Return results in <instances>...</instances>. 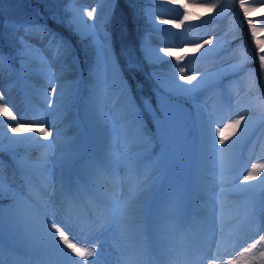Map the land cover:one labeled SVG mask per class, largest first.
<instances>
[{
	"label": "rangeland",
	"instance_id": "374dc122",
	"mask_svg": "<svg viewBox=\"0 0 264 264\" xmlns=\"http://www.w3.org/2000/svg\"><path fill=\"white\" fill-rule=\"evenodd\" d=\"M38 1L42 5L41 10H36L25 0H0V46L7 43L9 33L16 29L20 30V40L33 46L30 49L31 60L22 56L19 60L12 58V70L7 63L11 56L0 47V52L6 57L0 74L4 77L0 79V86H5L0 93L6 95L4 102L12 105L10 108L17 116L16 122L0 116V140L3 142L0 152L7 155L6 158L0 156V175L6 187L0 199L5 223L0 236V262L73 264L79 259L58 243V237L54 240L43 230L39 220L44 212L55 214L73 242L95 249L97 255L89 257L88 261L96 264L121 263L118 260L120 235L125 227L131 229L135 226L138 238V229L147 231L150 240L142 242L140 247L150 243L155 245L153 249L166 254L180 253L182 259L189 258L187 264H203L194 257L203 247L220 251V264H226L238 257L237 241L242 234V246L264 235V231L257 228V219L264 214V172H260L254 182L245 184L247 182L244 181L253 163L264 164V149H260L264 147V132H259L256 138L252 133L261 127L264 131V100L253 96L250 90L254 78H258L260 63L238 0H196L197 3H219L222 15L213 23L187 22L194 28L187 31L184 25L175 29L171 24L161 22L168 19L179 22L182 18V10L178 6L161 0L163 5L147 8L152 30L146 33L142 53H137L129 42L120 38L123 25L118 22L115 26L118 37L116 51L124 77L114 58L110 33L104 27L112 23L116 0L115 3L77 0L74 4L65 0L67 10L76 8L86 13L96 9L93 18L85 14L83 19L88 25L99 19L103 27L88 37L97 39L111 54L107 62L96 61L90 67L81 93L80 79H84L83 74L88 67L83 62L86 69L83 65L81 69L76 56L77 52L79 55L82 52L81 40L85 36L74 24L72 29L66 28V22L56 10L57 0ZM261 2L249 0L250 5ZM200 15L207 21L216 13ZM46 17L52 19L61 29V34L73 43H68L50 29ZM253 19L258 27H264V9L255 12ZM53 36L62 41L63 47L59 52L49 44ZM209 37L214 40L211 54L205 55V49L200 53L182 51L188 47L187 44L191 47ZM161 48L176 51L183 59L178 64L175 57L160 52ZM245 50L251 54V63L254 64L251 67L246 63L240 64ZM149 52L162 59L155 61L156 64L146 58ZM25 60L28 61V71L22 75L21 63ZM147 63H155V67L147 69ZM188 64L193 65V69L198 68L196 71L201 72L202 77L192 84L180 80L184 88L199 87L187 96L171 97L180 109L183 148L162 167L165 149L156 139V125L152 116L144 111V104L150 100L152 106L157 107L158 97L162 94L158 92L159 84L170 82L173 76L178 79L180 66L185 67V75H192V71L190 73L186 68ZM135 72L145 82L143 89L136 83ZM73 81L77 88L68 97L67 106L54 111L58 97L50 93L53 89L59 92L61 85H65L67 94V85ZM105 99L107 103H104ZM97 103L101 114L97 113ZM112 103L117 111H114ZM219 113L227 119L220 120L221 115L217 118ZM240 115L246 117L247 135L251 141L243 150L241 162H234L233 166L237 167L230 177H224L231 170L234 155L247 135L235 145L232 144L235 137L226 141L232 152L228 163L222 165L218 158L220 151L215 149L223 146L219 145L217 136L214 149L211 133L220 124ZM134 117L144 121L147 131L151 129L152 143L135 136L134 130L128 131ZM13 123H20L19 129L25 130L15 136L8 131V126ZM40 126L52 133L48 139L40 138L39 133L29 132V128ZM10 138H29V144L13 145ZM153 145H159L154 158L151 157ZM253 145L257 148L252 157ZM69 152L74 153V158L70 164H65L61 157ZM135 153L141 155L129 168L124 158ZM169 164L172 170L164 177ZM125 175L130 181L124 184L128 189L122 183ZM122 201H129L128 204L135 202V215L121 214L118 203ZM53 203L57 208L54 211ZM217 203L222 205L220 212ZM241 220L243 222L239 223ZM228 222L234 223L232 228ZM10 223L13 225L11 229ZM101 224L102 228L94 227ZM135 242L138 244L139 240ZM258 247L264 249V245Z\"/></svg>",
	"mask_w": 264,
	"mask_h": 264
},
{
	"label": "snow or ice",
	"instance_id": "6c2138e0",
	"mask_svg": "<svg viewBox=\"0 0 264 264\" xmlns=\"http://www.w3.org/2000/svg\"><path fill=\"white\" fill-rule=\"evenodd\" d=\"M77 0H68L69 4L76 3ZM103 2V0H102ZM108 3H115V0H107ZM167 3L170 5L178 6L179 10H182L180 15L182 16L179 19V22H174L173 20H163L161 21L164 24H171L172 28L180 29L185 22L190 21H203L205 24L213 23L218 17L222 15L221 5L219 3H190L189 0H167ZM239 8L242 11L243 17L247 23L248 29L250 31L251 38L255 45V50L258 53V59L261 69H264V27H258L257 23L253 19V14L259 9H264V0L259 5H250L249 0H238ZM72 12V17L70 23L74 24L78 31L82 33L83 36L95 35V33L103 27V23L97 19L96 23L88 25L83 17L86 14L87 17L93 18L96 9L93 8L91 11L86 13L82 9L71 8L69 9ZM146 14H147V10ZM200 13L205 14L206 16H211V14L216 13L215 16H212L211 20L205 21ZM106 22V21H105ZM99 25V28H98ZM93 46L97 48V62L101 60L107 62L110 58V53L105 49L104 45L101 44L97 39H93ZM214 40L212 37L204 39L202 42L195 43L191 47H184L182 51L188 53L189 51L193 53H200L202 49H205V55L211 54L213 49ZM49 44L59 50L63 47L62 41H57L53 36ZM23 50L18 54L22 57H27L29 60L32 59V53L30 51L31 47L26 42L22 40ZM65 54L67 49H64ZM160 52L168 57H175L177 63L179 64L180 60L183 57L179 56L176 51L169 50L168 48H161ZM146 58L155 61H159L162 58L158 55L147 53ZM251 54L245 50L240 64H245L250 62ZM6 62L5 55L0 52V74H2L4 65ZM7 63L9 69L12 70V57L7 58ZM22 75H26L28 71V61H22L21 63ZM95 71V66L92 70ZM179 77L178 79L173 76L171 81L168 83H160L158 92L162 93L158 97L157 107H153L150 100H147L144 104V111L148 112L152 116L154 123L156 125V139L164 146V153L161 158L162 167L166 166V163L169 159L177 155L183 148L181 136H182V127L180 121V109L178 105H175L171 97L176 96H187L188 94L193 93L199 85H195L192 88H184L183 85L179 83L180 80L187 81L188 84H192V81L197 80L196 75H185V67H178ZM68 93H65V85H61L59 92L56 89L52 90V93L57 95V108L54 111L59 110L60 107H66L68 104V97L73 95L77 84L75 81L70 82L67 85ZM5 101V96L3 93H0V116L6 117L8 121L16 122L17 116L13 113L11 108ZM51 107V103H49ZM97 113L101 114L99 104L97 103ZM246 117L240 115L239 118L231 119L227 123L220 124L215 128V131L211 133L213 139V147L215 149L216 140L215 137H219V145L223 146L220 149H215L217 151L223 152L224 148L229 147L226 144V141L232 140L235 137V140H232V144L235 145L237 141H240L247 135V125L245 124ZM22 125L20 123H13L8 126V131L11 133H17L19 128ZM135 136L145 139L148 143H152V134L149 133L145 127L144 121L139 117H134L131 122V128L128 131H133ZM29 132L39 133V137L43 139H48L52 134L45 127H33L29 128ZM59 135V133H57ZM128 133L126 132V139H128ZM10 144L13 145H28L29 138L25 139H11L9 140ZM47 147V145H44ZM127 147V145H126ZM3 150V142L0 140V151ZM140 153H135L132 155H126L124 158V163L132 168L136 159L140 156ZM74 158V153H65L62 154V161L65 164H70ZM260 172H264V164L262 163H253L250 170L247 172V175L244 176V181L249 182L257 178ZM264 183V181H262ZM6 190L3 176L0 175V199L3 198L4 192ZM11 191V189H8ZM135 202L133 204H126L123 209H121V214L123 216L131 217L135 215ZM49 216L51 217L49 219ZM43 230L51 236L54 240L58 237V243L63 244L71 254L79 258L76 261H73V264H96L95 261H88L89 257L97 255L95 249H89L82 247L80 244L73 242L70 239V233L67 232L64 224L60 222L54 213H49L45 216L42 222ZM13 225L10 223L9 228L11 229ZM94 227L102 228L103 225H94ZM5 228L3 209L0 208V236H2ZM257 228L259 231H264V214H262L257 219ZM264 245V235H260L258 239L254 242H249L247 246H242L237 242L238 257L236 259L228 260L226 264H264V249H260L258 246ZM258 251V255L256 252ZM2 264V262H0ZM208 264H218V258L209 259Z\"/></svg>",
	"mask_w": 264,
	"mask_h": 264
},
{
	"label": "trees",
	"instance_id": "16d2710c",
	"mask_svg": "<svg viewBox=\"0 0 264 264\" xmlns=\"http://www.w3.org/2000/svg\"><path fill=\"white\" fill-rule=\"evenodd\" d=\"M27 3H29L31 6H33L36 10H41L40 2L38 0H25ZM56 10L61 16V19L66 22L71 28L72 23H70L72 12L66 9L65 0H57ZM153 0H116L115 8H114V15L112 19V23H109L106 25L107 30L110 33L111 36V43L113 50H115L116 53V44L118 37H116V24L118 22H121L123 25L122 33H120V38L123 41L129 42L130 46L133 48L140 49L144 45V34L147 31L149 27V19L147 18L145 14L146 8L152 4ZM46 13V12H45ZM47 18V24L50 26V28L53 31H56L59 35L65 37V39L69 43H73V41L68 38L67 36H64V34H61V29L59 26L54 23L52 19L49 17ZM121 18V19H118ZM9 40L7 43L4 44L3 49L5 54L7 55H15L19 56V52L22 51V46L20 43H18L15 39L16 36L11 33L9 35ZM82 44V52L80 53L79 57L85 60V65L87 67H91L92 64L95 62V55L96 50L93 46L92 39L88 36L84 37V39L81 40ZM77 48V47H76ZM84 49V50H83ZM78 51V48H77ZM84 54V56L82 55ZM254 65V64H253ZM151 67V65H150ZM259 75L258 78L255 79V88H260L261 80L264 78V70L261 69L258 71ZM88 73V71H87ZM134 76L136 78V83L140 85V87L143 89L145 87V82L142 78V76L135 72ZM264 89L257 91V94L261 97H263Z\"/></svg>",
	"mask_w": 264,
	"mask_h": 264
},
{
	"label": "bare ground",
	"instance_id": "6f19581e",
	"mask_svg": "<svg viewBox=\"0 0 264 264\" xmlns=\"http://www.w3.org/2000/svg\"><path fill=\"white\" fill-rule=\"evenodd\" d=\"M190 3H197L196 0H189ZM192 26V24H191ZM184 27L186 28V31L187 30H192L194 28H191L190 27V24H188L187 22H185L184 24ZM193 27V26H192ZM190 38L192 39L193 37L191 36L190 34ZM185 40H190V39H185ZM188 47H190V44H187ZM193 65L191 64H188L187 65V70L189 69L190 73L192 71V75H196V73H198L197 76V79H199L200 77H202L201 75V72L199 71H196L198 68H194L192 67ZM4 77L0 76V79H3ZM196 81V80H194ZM5 85H1L0 86V90L4 87ZM6 96V95H4ZM20 104L23 105L22 101H20ZM104 103H107L106 99L104 100ZM113 104V103H112ZM8 105L9 107L12 106L9 104L8 102ZM114 105V111H117L116 110V106L115 104ZM103 106L105 107V104H103ZM25 130L24 128L22 129H19L17 133H15V136L18 135V133H20L21 131ZM255 148H257V146H255ZM259 149V148H258ZM261 151H263L264 147H261L260 148ZM231 152H232V147H228L227 150H224L223 152H219L218 154V158L220 160V163L222 165H225L228 163L229 159H230V155H231ZM236 157V155H235ZM255 180L253 181H249L245 184H248L250 182H254ZM122 183L123 185L124 184H129L130 181H128V176L125 175L123 178H122ZM218 186L219 188H221V181L218 183ZM124 187L126 189H128V187H126L124 185ZM53 189L55 190L56 188L53 187ZM129 201L127 202H119V211L120 208H124L126 204H128ZM217 208H218V211H222V205L220 203H218L217 205ZM56 206L54 205L53 203V211L56 210ZM47 215V213H42L41 216H40V220H39V223L42 224L45 216ZM239 223H242L243 220L241 221H238ZM228 226L230 225V228H232L233 224L234 223H230L228 222L227 223ZM139 232H140V238H138V231L137 229L134 227H132L131 229H129L128 227H125L123 229V231H121V235H120V246H121V254L119 255L118 257V260L121 261V263L119 264H187V260H189V258H181L180 257V253H177V254H166L165 252H162L161 250H156V249H153V247H155V245L153 244H150V243H147L144 247H140L139 245L146 241L147 239L150 240L149 238V235L147 233L146 230H142V229H138ZM226 235H229V234H226ZM241 234H239L240 236ZM240 238V239H239ZM238 241L239 244L241 245L242 243H244V235L242 234L241 237H239ZM136 240H139L138 244H136ZM54 245L56 246V243H54ZM155 250V251H153ZM220 254L221 252L220 251H216L215 249H210V248H206V247H203L201 249V251L197 252L194 254V257L196 259V261H203V264H208V261L209 259H212V258H218V264L222 263L220 262L221 260V257H220ZM129 257L127 260L126 258Z\"/></svg>",
	"mask_w": 264,
	"mask_h": 264
}]
</instances>
